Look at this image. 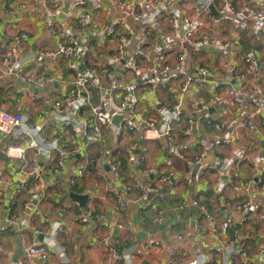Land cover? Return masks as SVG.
Wrapping results in <instances>:
<instances>
[{"label":"crops","instance_id":"0c3cea01","mask_svg":"<svg viewBox=\"0 0 264 264\" xmlns=\"http://www.w3.org/2000/svg\"><path fill=\"white\" fill-rule=\"evenodd\" d=\"M78 1L14 0L11 4V0H0V55L2 46H8L14 35L25 32L28 38L20 52L24 69L52 78V81L38 88L41 98L32 100L26 95L27 90H30L26 84L14 76H0V110L13 112L20 107L22 113L40 128L39 146L46 148L52 144L55 134L53 129L41 131V127L57 121L54 102L72 92V81L78 73L87 74L95 70V79L88 86L89 104H97L101 98H107L117 105L121 88L135 81L142 119L159 122L162 109L172 106L174 92H177L183 81L184 75L180 71H184L193 79L186 92L178 97L184 120L173 129L170 138L157 140L143 139V130L134 133L123 131L114 140L110 130L104 127L101 141L90 138L89 132L76 139L67 130L59 134V145L68 151L64 172L59 176L64 184H56V177L47 170L43 172L47 187H43V182H37L23 187L19 194H16V190L24 184L22 176L18 174L21 162L8 158L5 149L12 144L25 146L26 141L14 143L8 136L0 138V226L5 224V219L18 217V228L23 229L20 233H3L0 264H41L40 259L26 256L24 246L34 230L45 231L48 224L53 222L66 226L65 231L59 234L57 243L66 247L70 264L106 262L103 247L93 236L96 231L100 235L110 234L113 244L119 238L126 246L137 248L131 264H171L170 251L176 248L177 264H197L198 256L203 253L211 256V264H226L220 248L234 237L237 246L246 251V257L235 255L232 264H264V259L256 255L258 248L264 244V127L258 132L243 128L240 119L251 108L237 110L231 103L227 88L219 87L214 91L211 85L227 77L229 65L236 62L239 70L246 73L252 85L257 87L262 98L264 32H255L250 23L246 31L236 32L231 19L221 12H210L203 17L198 34L203 32L221 42H230L227 48L229 54L224 57L218 49L207 44L195 45L192 40H188L181 22L172 28L164 20V34L158 36L149 28L133 22L126 10L118 6L120 0H86L84 6L77 5ZM189 2L185 14L190 13L194 0ZM235 3L243 10L264 14L263 0H235ZM83 9H87L88 17L83 31H80L77 14ZM52 22L55 24L54 33L49 30V23ZM111 25L127 36V42L121 45L115 38L106 35V29ZM61 32L69 33L80 48L89 50L85 65L79 71L69 69L70 64L64 58L54 64L38 57L42 50H52L63 44ZM140 39L145 40V48L149 53L157 46L164 47L168 43L174 47L164 56L156 73L151 70L148 60L138 59L141 72L135 77L131 70H124ZM171 41H175V44ZM243 53L251 55L255 61V68L250 73L241 59ZM180 54L184 56L182 64L178 61ZM43 64L48 68L46 75L41 73ZM202 67L209 69L205 82L199 81L198 70ZM111 69L116 77V87L105 95L103 90L108 85L105 75ZM163 75L171 78L164 89L154 83L155 79ZM202 105L207 106V114L221 126L220 132L231 135L230 145L221 146L215 153L208 150L207 143L219 133L205 125L203 115L198 113ZM78 119L84 120L88 126L93 121L87 107L80 111ZM188 119L194 121L195 125L191 135L186 136L184 127ZM101 146L109 153H105ZM176 146L181 147L177 149ZM244 146L253 147L254 151L232 171L234 183L222 193H217V175L205 166L210 164L214 156L221 158ZM32 153V150H28L27 158ZM201 154H205L201 160L205 166L189 171L188 160ZM254 155L261 159L258 164L251 161ZM52 160H55V156ZM85 162L88 164L87 173L76 186L67 185L71 170ZM114 162L120 163L119 169L114 167ZM162 176L169 178L162 182ZM257 178L262 180L259 186L253 182ZM246 180L250 183L244 187L241 184ZM71 192L87 195L88 199L82 208L89 206L102 217L101 220H90L84 225L72 224L77 208L65 207V204L75 202L70 198ZM114 192L128 201L126 208L119 213L114 210ZM143 192L148 196L149 205L163 212L161 225L153 224L152 210L144 209V203L139 201ZM248 194L255 198L254 212L240 214L225 209L226 201L241 202ZM194 199L208 206L212 221L200 216L195 208L189 206ZM24 203H31L32 208L21 213ZM114 216H117L122 229L104 227V223H111ZM229 218L232 224L227 221ZM178 236L180 239H177ZM155 241L160 243L158 249L151 248L147 252L141 250L143 245ZM49 248L52 249L53 244ZM48 252L44 263L57 264L53 249Z\"/></svg>","mask_w":264,"mask_h":264},{"label":"built area","instance_id":"2783aa9c","mask_svg":"<svg viewBox=\"0 0 264 264\" xmlns=\"http://www.w3.org/2000/svg\"><path fill=\"white\" fill-rule=\"evenodd\" d=\"M241 1V0H237ZM14 0H11V4ZM189 0H129L118 1V6L124 8L135 23L140 24L143 27H147L158 36L164 34V20L168 21V24L172 28H176L177 23L181 22V25L185 28L186 36L188 40H192L193 44H207L208 46L218 49L222 56H227L229 53L227 48L230 47V42H221L217 38L207 34L199 33L198 29L201 26L204 16H207L212 11H218L231 19L233 27L236 32H243L248 29V24L257 33L264 32V14L253 13L243 8H238L235 0H194L191 6L190 13L185 14L184 10L189 4ZM86 0H79L77 5H86ZM264 4V0H263ZM213 10H210V8ZM87 9H83L77 14V24L80 31H83L85 27L88 14ZM184 12V13H183ZM54 23H49V30L54 33ZM258 34V35H259ZM106 35L111 36L117 40L119 44L127 42V36L118 32L114 25L109 26L106 29ZM199 38H193L197 36ZM60 37L63 39V44L52 50H42L38 57L49 60L51 63L57 64L59 59L64 58L68 60L70 66L69 69L79 71V68H83L86 62V55L89 50H83L78 45L76 39L67 32H61ZM27 34L25 32L14 35L11 38V42L6 47L2 48V54L0 55V76H14L18 81L32 86L35 90L41 88L46 83L52 81L51 77L40 76L36 72H28L24 69L23 60L21 58V50L27 41ZM167 39V38H166ZM174 42L175 41H171ZM232 44V43H231ZM145 40L140 39L137 43V47L132 56L131 61L125 68L124 72L131 70L135 77L140 75V67L138 66V59L148 60L151 70L156 73L161 66L164 56L173 50L174 45L171 43L166 44L164 47H156L149 53L145 48ZM241 59L247 65V71L250 73L255 68V61L252 60L251 55L243 53ZM179 64L184 61V56L180 54L178 56ZM41 73L46 75L48 68L45 64L41 67ZM183 76V81L177 88V92H174V101L169 108L162 109L160 113L159 122L156 121H144L142 115L138 109V96H137V84L135 81L129 85L121 88L120 100L117 105L112 104L110 99L101 98L97 104H89L88 101V86L95 79V70H90L87 74H80L72 81L73 90L57 99L54 102V111L57 116V121L52 125H45L41 127V131L54 130L52 146L41 148L39 146L40 141V128L30 120V118L22 113L20 107L14 109L13 112L6 110H0V138L4 136L10 137L14 143L19 140H25L26 145L20 146L18 144H12L6 147L5 153L8 158L15 159L21 162V167L18 174L22 176L23 186L16 190V194H19L23 187L34 185L37 182H43V187L48 186V182L44 181L43 172L48 171L49 174L56 177L55 183L63 185L64 182L59 177L65 169L66 160L68 159V151L59 145L61 133L69 130L72 136L76 139L80 138L83 134L89 132L90 138L93 140L101 141L103 128L107 127L114 140L123 132H138L142 131L143 139L145 140H157L160 138H170L173 129L179 126L184 120V113L180 108L178 97L186 92L188 85L193 79L186 75L184 71H180ZM200 75V82H205L208 79L209 69L202 67L198 70ZM105 79L108 83L107 87L103 90L104 94H110L116 87V77L113 70H109ZM171 78L168 75H163L161 78L154 80L158 88H166L170 83ZM212 89L215 91L219 87H225L228 89V95L231 103L237 110H246L250 107L251 110L246 111L245 117L240 119L241 126L253 132H258L261 127H264V94L262 98L259 97L258 89L253 86L246 73L239 70L238 64L232 62L229 65V74L224 79L216 80L211 83ZM30 89V88H29ZM27 97L32 100H39L41 95L32 89L27 90ZM108 96V95H107ZM109 98V96H108ZM88 108V114L92 117L93 121L88 126L84 120L78 119L79 113L82 109ZM207 106L202 105L198 109V113H201L204 118L206 126L212 128L219 134L212 138L207 143V148L210 152H217L221 146H229L231 142V135L229 133H221V126L211 119V116L207 114ZM115 116H120L121 120L116 126L112 124V119ZM259 118L257 122L256 119ZM184 133L186 136L191 135L195 122L191 119L185 120ZM181 146H176L179 149ZM105 153L109 151L104 150V146H101ZM28 150H32V155L27 158L26 153ZM254 151L253 147L244 146L242 149L233 150L226 156L218 158L213 157L209 165H202L201 160L205 154L199 156H193L187 162L189 171L199 169L205 166V168L213 171L217 175L216 180V192L222 193V191L234 183L232 171L238 168L242 161L247 159L248 154ZM55 156V160L52 158ZM253 164H258L261 159L254 155L251 159ZM114 167L119 169L120 163L114 162ZM88 164L82 163L74 167L70 172L67 185L74 187L78 184L79 180L87 173ZM169 176L160 177V181L166 182ZM254 184L259 186L262 183L260 178L255 179ZM250 181L246 180L241 185L248 186ZM244 186V187H245ZM0 188V193H1ZM115 204L114 210L116 213L123 211L128 204L127 200H124L120 194L114 192ZM144 203V209H151L153 212V224L159 226L163 221V212L155 207L149 205L148 196L143 192L140 200ZM76 207L77 212L73 216L72 224H88L90 220H101V216L96 214L89 206L82 208L78 202H70L65 204L66 208ZM191 207L195 208L200 216L205 217L207 220L212 221V216L209 213L208 206L204 203L194 199L190 203ZM32 208L31 203H24L21 213ZM225 209L245 214L254 212L256 208V202L252 194L245 195L241 202L226 201L224 203ZM232 224L231 219L227 220ZM18 217L5 219L4 225L0 226V242L2 241V235L6 231L20 233L23 229L18 228ZM105 228H114L116 230L122 229V225L118 222L117 216H114L111 223H104ZM231 228V225H230ZM66 226L60 222H53L48 224L45 231L36 229L33 231L28 242L24 246V252L28 258H37L41 260V264H45L44 260L49 254V250L53 249L55 253L57 264H70V258L67 254L66 247L57 243L58 236L61 232L65 231ZM94 238L103 247L104 254L106 256V262L103 264H131L132 258L138 250L135 247H128L123 240L116 238L114 244L110 234L100 235L99 232L93 233ZM264 240V233H263ZM41 237V240L38 238ZM180 239V236L177 237ZM53 244V248L49 246ZM160 243L149 242L142 246L141 250L148 251L151 248L158 249ZM220 250L223 252V259L226 264H232L234 256L246 257V251L237 246L236 238H232L227 242ZM169 260L171 264H177L176 254L177 248L170 251ZM257 257L264 259V244L257 250ZM211 256L203 253L198 256L197 264H211Z\"/></svg>","mask_w":264,"mask_h":264},{"label":"water","instance_id":"95a60500","mask_svg":"<svg viewBox=\"0 0 264 264\" xmlns=\"http://www.w3.org/2000/svg\"><path fill=\"white\" fill-rule=\"evenodd\" d=\"M210 10H213V8L211 7ZM26 86H27V84H26ZM29 88L34 90V91H36V92H40L39 90H35L32 86H29ZM120 120H121L120 116H115L112 119V124L117 126L119 124ZM70 198H71L72 201L78 202L81 207H84L85 203H86V201L88 199V196L87 195H78V194H75V193L71 192L70 193Z\"/></svg>","mask_w":264,"mask_h":264}]
</instances>
